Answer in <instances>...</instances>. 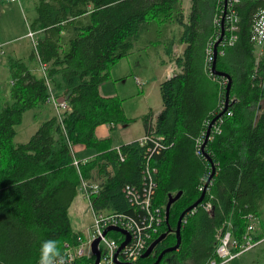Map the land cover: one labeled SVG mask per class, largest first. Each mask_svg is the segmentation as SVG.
<instances>
[{
	"label": "trees",
	"instance_id": "trees-1",
	"mask_svg": "<svg viewBox=\"0 0 264 264\" xmlns=\"http://www.w3.org/2000/svg\"><path fill=\"white\" fill-rule=\"evenodd\" d=\"M229 6L238 16L236 38L227 44L231 31L225 19L223 44H217L214 56L221 35L215 17L221 20ZM262 7L264 0H190L185 13L181 0H33L26 24L36 45L25 59L6 58L10 82L0 104V264L37 263L46 239L56 240L61 253L65 241L75 243L80 231L72 229L68 209L80 175L90 177L96 163L104 173L107 164L113 171L92 197L94 208L135 220L145 215L125 186H142L149 154L152 203L165 207L169 193L182 192L169 207L168 225L164 221L155 237L170 229L136 264L152 263L175 243L178 216L199 197L211 172L205 153L214 173L202 200L183 217L178 248L165 252L157 264L218 261L217 230L227 218L232 236L241 239L244 214H254L260 231L253 239L264 237V55L257 59L254 53L252 29ZM168 25L178 26L179 33L167 36ZM147 31L157 36L152 44L162 40L176 70L159 83L160 111L155 117L151 112L141 117L144 133L154 134L157 144L149 141V151L137 140L119 144L120 160L110 137L97 138L94 129L129 120L121 99L102 95L99 85L109 78L111 65ZM174 44L184 46L179 55H173ZM39 59L46 65L45 75L35 71ZM213 61L231 82L227 107L213 122L202 149L209 121L225 105L228 78L210 73ZM50 93L67 101L61 119L57 113L45 116L26 141H15L23 113L32 110L35 118L34 109L45 106ZM74 144L97 152L93 161L83 164L79 159V173L72 162L77 159ZM208 199L211 207L206 210ZM93 260L94 255L88 258Z\"/></svg>",
	"mask_w": 264,
	"mask_h": 264
},
{
	"label": "rangeland",
	"instance_id": "rangeland-1",
	"mask_svg": "<svg viewBox=\"0 0 264 264\" xmlns=\"http://www.w3.org/2000/svg\"><path fill=\"white\" fill-rule=\"evenodd\" d=\"M181 1L184 7V12L187 13L189 11L190 0H181ZM19 2L18 1L7 2L5 0H0V33L5 32V35L7 36L6 39L9 38L19 39L15 41L17 43H19V41L25 42V48H30V45L31 48H35L34 41H32L33 40L32 37H34L35 34H33L32 36L22 35L23 33L27 32L26 20L28 16L31 15V13L33 12V0H20ZM179 29L180 28L176 25H168L166 27L167 36H169L171 33L178 34ZM19 35L22 36L19 37ZM156 37L157 36L155 35V33L151 31L141 33L135 42V50L132 53L128 54L127 56H124V58H122L121 60H118L116 63L112 64L110 67L109 74L113 80H108L107 82L111 83L114 86L115 90L118 92L117 97L121 99V104L124 110V114L126 117H128L129 120L128 122L132 124L140 125V123L143 122L141 117L144 114L151 112V114L155 117V115L160 111L159 110L157 113H155V111L158 110V107L161 102L160 93L158 91V82L160 80V75L155 74L157 68V64H155V60L158 57L156 55V50L158 48L156 45H153L150 42L151 40H154ZM27 40L30 43L27 42ZM12 45L6 47L9 49V47L11 48ZM7 48H5L6 54H8L7 52H9L7 51ZM180 50H181L180 46L176 45L175 51H180ZM262 55H264V46L262 49ZM10 56L12 55L9 54L4 56L2 55L4 61H6V58ZM37 62H38V68L36 67L35 71L37 73H41L42 75H44L43 72L44 70L42 71L43 68L41 66L42 64L41 60L39 59V61ZM114 66H119L120 67L119 70L121 69L120 72H127L126 75H123L122 77L118 75L119 77L117 79H114L112 77ZM4 68H7V66L4 65L3 68L0 67V85H1L0 95L2 94V92H4L3 90H7L9 87V82H8L9 80L6 73L3 71ZM130 69H133V71H130ZM167 73L170 74L168 75ZM165 74H167L168 77L171 74H173V72L171 73V70L169 69V67H167L165 70ZM135 78L141 79L144 82V85L142 87L138 86L135 82ZM145 94L146 97L148 96L147 100L143 99L144 98L143 95ZM147 104H150V106H152V109L150 108L147 112L146 111L144 112ZM46 105L49 107L51 106L54 113H57L56 109L49 100L47 101ZM31 111L32 110H27L23 113V119L22 122L20 123L23 127H27V129L31 128L33 124V120L31 118ZM211 128L212 126L210 127L208 136L212 131ZM217 129L218 127H215L213 131L215 132L217 131ZM136 130H137V126H134L133 131ZM142 136H144V133L139 137ZM96 154L97 152L95 154L93 153L91 156H87L83 158L77 157V159L78 160L80 159L81 163L82 161H85L84 163H86L96 159L95 158ZM91 169H93L92 172L95 171V175L99 174L100 173L99 163H96ZM77 172L78 173L80 172V167L77 169ZM68 216L72 229L75 231H80L79 234H84L86 227L89 225L91 221L92 211L88 200L84 197L80 188L78 189L77 195L75 196L71 205L69 206ZM257 220L258 222H256V226H258V228L257 230L255 229L254 233L256 231L257 232L260 231L259 218H257ZM220 264H264V237H262L259 240H256V244L252 247V249L248 251H244L241 254H239L237 257Z\"/></svg>",
	"mask_w": 264,
	"mask_h": 264
},
{
	"label": "bare ground",
	"instance_id": "bare-ground-1",
	"mask_svg": "<svg viewBox=\"0 0 264 264\" xmlns=\"http://www.w3.org/2000/svg\"><path fill=\"white\" fill-rule=\"evenodd\" d=\"M226 1V0H225ZM230 1V3L232 4V3H234V2H237L238 0H229ZM226 7V6H225ZM224 8V7H223ZM228 8V12L225 10H223L224 12H223V14H222V18H221V20H220V17L219 16H217L216 15V17H215V22L217 23V24H219L220 23V27H221V35H220V37H218L217 38V40L215 41V43H214V47H213V54H214V56H215V54H216V46H217V44L218 43H222L223 44V42H222V36H223V23H224V20L226 19V29H228V30H230L231 31V34H230V36H229V38H228V40H227V44H231L232 42H233V40L236 38V35H235V33H234V31H236L237 30V28H238V26H237V18H238V16H237V14H236V11H235V9L232 7V6H229V7H227ZM221 11H222V8H221ZM227 12V13H226ZM221 16V15H220ZM220 21V22H219ZM252 29H253V45H254V53H255V55H256V57H257V59L258 58H260L261 57V55H262V49H263V46H264V7H262V8H260L259 9V11H258V14H257V19L255 20V22H254V24L252 25ZM30 31V30H29ZM31 32V35H29V36H32L33 35V32L32 31H30ZM33 38V40L32 41H34V44L36 43L35 42V39H34V37H32ZM36 45V44H35ZM35 51H36V49H35ZM257 61V60H256ZM41 66H42V68L44 69V75H45V69H46V65L44 64V63H42L41 64ZM255 69V71H256V68H254ZM211 70V72L210 73H212V74H214V75H222V76H225V77H227L228 78V81H227V84H226V91H225V105H224V107H223V109L217 114V115H215L210 121H209V123H208V126H207V129H206V132H205V138L203 139V141H201V148L203 149V147H204V145H205V143H206V139H207V137H208V134H209V131H210V127L212 126V124H213V122L215 121V119L220 115V114H222L223 113V111L226 109V107H227V103H228V93H229V88H230V82H231V79H230V77H229V75L227 74V73H225V72H222V71H218V70H216L215 69V61H213L212 62V66H211V69L209 68V71ZM51 95H53V96H55L56 97V95L54 94V93H50V96ZM50 96L48 97V100L50 101ZM59 97H60V95H58ZM62 97V96H61ZM66 100V99H65ZM67 102V101H66ZM66 109V108H65ZM157 137H155L154 136V134H151V133H149V134H145L144 133V136H142V137H138V138H136L135 140H137L138 142H139V144L140 145H146V147H147V151H149V145H148V142L150 141V142H155V145L157 144V142H158V140L156 139ZM152 139H156V140H152ZM128 143V142H127ZM115 147V149L118 151V153H119V159L120 160H122L123 159V156H122V154H121V152H120V150H119V145H117V146H114ZM205 156L207 157V159L211 162V172H210V174H209V176L207 177V179H206V181L204 182V184H203V186H202V191H201V193H200V195H199V197L201 196V194H202V197H201V199L197 202V204L202 200V198H203V196H204V193H205V190H206V188H207V184H208V182H209V180L211 179V177H212V175H213V173H214V165H213V162H212V159H211V157L208 155V154H206L205 153ZM149 157H150V154L148 155V157H147V160L145 161V166H144V170H143V183H142V186L140 187V188H138V187H136V186H129V185H126L125 186V189H127V190H125V192H126V194H128V196L131 198V200L135 203V204H137V205H139L140 206V208H142V209H144V211H145V215H143V216H141L138 220H135L133 217H131V216H128V215H126V214H123V213H120V212H114L116 215H117V218H118V223H116V227H118V228H120V229H122V230H124V231H128V225H130V224H132V223H140L141 221H144L147 225H148V229H150V236L148 237V238H146L145 240H144V247H147L150 243H151V241H153L156 237H155V234L158 232V230H159V227L162 225V223L165 221L166 223H167V225H168V218L166 219L165 218V212H164V210L166 209V204H165V208H164V205L163 206H157V205H155L154 203H152V193H153V187H154V182H153V179H152V176H151V173L153 172V170H154V168H151L150 167V164H149ZM85 161H82V163H84ZM73 163L74 164H76V167L78 168L79 167V160L78 159H74L73 160ZM80 163H81V161H80ZM93 171V169H91V171H90V174H91V176L90 177H84V176H82V175H80V182H79V186H78V189L80 188V185H83V186H86L87 188H88V190L90 191V195H92L91 196V201H92V206H93V196H96L98 193H99V191H100V189H101V183L104 181V179H105V177H106V174L107 173H112V167H111V165L110 164H107L106 165V172L107 173H104V172H102V171H100V173L99 174H97V175H95V171L94 172H92ZM147 177V178H146ZM146 180V181H145ZM199 188L201 189V186H199ZM180 191V194H181V190H178L175 194H171V193H169L168 195H170L171 197H174L178 192ZM180 194L177 196V198L180 196ZM210 197H211V195H209ZM198 197V198H199ZM177 198H175L174 200H176ZM197 198V199H198ZM196 199V200H197ZM173 200V201H174ZM195 200V201H196ZM148 202V205H147V207L145 206V202ZM167 201H168V196H167ZM167 201H166V203H167ZM172 201V202H173ZM194 201V202H195ZM171 202V203H172ZM193 202V203H194ZM171 203H170V205H171ZM192 203V204H193ZM211 202H210V200L208 199V201L207 202H205L204 203V207H205V209L206 210H209L210 209V207H211V204H210ZM192 204H190V205H192ZM197 204H195L192 208H190L189 210H187V211H185L184 212V214H183V216L181 217V221H180V228H181V223H182V221H183V217L185 216V214L187 215V214H189V213H192V210H193V208L197 205ZM170 205H169V207H170ZM189 205V206H190ZM189 206H187V207H189ZM186 207V208H187ZM93 208H94V206H93ZM185 208V209H186ZM184 209V210H185ZM94 210L95 211H100V212H110V211H114V210H110V211H105V210H102V209H100V210H97V209H95L94 208ZM183 210V211H184ZM182 212V211H181ZM168 214H169V208H168ZM181 214V213H180ZM179 217V216H178ZM244 217L246 218V220H247V223H246V227L247 226H249L250 224H251V221H252V218L254 217V223H255V226H256V222H258V220H257V217H256V219H255V215L254 214H251V213H249V214H247V215H245L244 214ZM178 220V219H177ZM230 222V220H229V218H227L226 220H224V222H223V225L221 226V227H219L218 228V230H217V236L220 234V233H222V231H224L225 230V228H227V222ZM176 225H177V223H176ZM108 226H114V225H108ZM107 226V227H108ZM120 226V227H119ZM122 227V228H121ZM246 227H245V229H246ZM106 228V227H105ZM257 228H258V226H256L255 227V229L257 230ZM170 229V227L168 226V229L166 230V231H164V232H166L167 233V231ZM175 229H176V227H175ZM175 229H174V232H175ZM228 229H229V231L231 232V222H230V226L228 227ZM105 230V229H104ZM109 231H114V232H120V231H116V230H107L106 231V233H108L110 236H112L113 235V232H109ZM179 231H180V229H179ZM255 231V230H254ZM104 232V231H103ZM110 233H112V234H110ZM163 233V232H162ZM129 234V233H128ZM161 234V233H160ZM159 234V235H160ZM253 234H254V232L252 233V240L254 241V239H253ZM78 235H81V234H78ZM77 235V236H78ZM158 235V236H159ZM166 235V234H165ZM164 235V236H165ZM175 235H176V233H175ZM243 235V234H242ZM77 236H76V238H77ZM157 236V237H158ZM216 236V237H217ZM112 237H114L116 240H118L120 237H121V239L123 240L124 239V234L122 233V232H120V233H118L117 234V236H112ZM164 238V237H163ZM121 240V241H122ZM120 241V242H121ZM217 246H218V243H219V239H218V237H217ZM67 242H69V241H67ZM159 242V241H158ZM157 242V243H158ZM255 242V244H256V241H254ZM71 243V242H70ZM75 243H76V239H75ZM75 243H72V244H75ZM120 244V243H119ZM254 244V245H255ZM174 245V244H173ZM119 246V245H118ZM117 246V247H118ZM172 246V245H171ZM169 247V246H168ZM64 249V248H63ZM146 249V248H145ZM144 249V250H145ZM216 249H217V247H216ZM63 252V251H62ZM92 252V251H91ZM144 252V251H143ZM142 252V253H143ZM118 254V253H117ZM216 254H217V257L219 258V260L217 261V260H215V259H212V260H214L216 263H218V264H220V263H224L223 261H222V258H220L219 256H221L218 252H216ZM94 254H93V252H92V254H90L87 258H85V259H87V262H89L88 261V258L90 257V256H93ZM119 255H120V252H119ZM142 255V254H141ZM117 256V255H116ZM115 257V256H114ZM141 257V256H140ZM98 258H99V256H98ZM115 260H116V257H115ZM76 261V260H75ZM75 261L74 262H72L73 264H75ZM78 261V263L79 262H81L80 260H77ZM94 261V260H93ZM93 261L91 262L92 264H93ZM117 261V263H119L120 264V262H127V261H118V260H116ZM77 263V262H76ZM77 263V264H78ZM130 263H132V262H130ZM69 264H71V263H69ZM134 264H136L135 262H134ZM209 264H214V262L213 261H209Z\"/></svg>",
	"mask_w": 264,
	"mask_h": 264
},
{
	"label": "built area",
	"instance_id": "built-area-1",
	"mask_svg": "<svg viewBox=\"0 0 264 264\" xmlns=\"http://www.w3.org/2000/svg\"><path fill=\"white\" fill-rule=\"evenodd\" d=\"M7 2H15L19 0H5ZM26 35H31L29 29L26 32ZM44 69H42L43 71ZM138 84H141V80L139 78H135ZM50 102L54 106L57 111L58 117L61 119L62 111L67 107V102L63 97H55L53 95L50 96ZM80 190L84 197L88 200L89 205L92 211V218L89 225L86 227L84 234L78 235L76 238V243L72 244L70 242H64V249L61 253L67 262V264L74 262L75 260H80L78 264H92L91 262H87V258L91 252V243L94 239L98 238V242L96 244V249L99 251V258L96 264H118L114 259V254L122 240L121 237L116 240L114 237L110 236L108 233H104L105 227L108 225L117 226L118 223L117 215L114 213L115 211L110 212H100L95 211L92 208V201L90 191L86 186L80 185ZM148 202H145V206L147 207ZM230 226V222H227V228H225L222 233H220L217 237L219 239V243L216 249L222 258L223 262L229 261L244 251L250 250L255 242L252 240V233L255 230L254 217L252 218L251 224L246 227L242 238L237 239L232 236L228 227ZM130 236L128 242L119 250L116 256V260L118 261H127V262H136L141 256L142 252L146 247H144V240L150 236V232L148 231V225L141 221L140 223H132L128 225V231ZM216 263L214 260H211ZM37 264V263H35Z\"/></svg>",
	"mask_w": 264,
	"mask_h": 264
},
{
	"label": "crops",
	"instance_id": "crops-1",
	"mask_svg": "<svg viewBox=\"0 0 264 264\" xmlns=\"http://www.w3.org/2000/svg\"><path fill=\"white\" fill-rule=\"evenodd\" d=\"M22 35L24 36V35H26V33H23ZM22 35H19V37ZM6 38H7V36L5 35V32L0 33V67H2V68L4 67V65L7 66V62L3 60L2 55L4 56V55L9 54V55H12L11 57H13V58L25 59L28 56L29 50L31 48V45H30V48H25V42H23V41H19V43L15 42L19 39H15V38L6 39ZM27 42H29V41L27 40ZM10 45H12V47L11 48L9 47V49H8L6 46H10ZM153 45H156L158 48L156 50V55L158 57L155 60V64H157L155 74L160 75V80L158 82V91H159V83L167 77V74L168 75L170 74V73L165 74L166 68L169 67V69L171 70V73H172L176 70V66H175L174 62L172 60H169L168 56L164 53L162 40H160L159 42H157ZM176 45L180 46V49H181L180 51H175ZM4 47L7 48V51H9V52H7L8 54H6V49ZM183 47H184L183 44H174L172 47L173 55H179L182 52ZM134 50H135V44L128 54L132 53ZM127 55H125V56H127ZM122 58H124V57H122ZM122 58H120L119 60H121ZM119 68H120L119 66H114L113 75H112V77L114 79H117L119 77L118 75H120V77H122L123 75H126V73H127V72H120L121 69L119 70ZM3 71L6 73V75L8 77V80H9L8 82H10L8 66H7V68H4ZM130 71H133V69H130ZM108 80H113L110 77V74H109V78L107 80H105L106 82L103 81L102 83H100V85H99L100 93L102 95H118V92L115 90L114 86L111 83L107 82ZM135 82H136V80H135ZM141 82H142L141 84H138L137 82H136V84L138 86L142 87L144 85V82L142 80H141ZM0 89H1V85H0ZM3 91L4 92H2V94L0 95V104L3 102V100L8 95V89L3 90ZM143 96H144L143 99H145V100L148 99V96L146 97V94ZM150 108L152 109V106H150V104H147L144 112L145 111L147 112ZM160 108H161V102H160V105L158 107V110H156L155 113H157L160 110ZM51 110H52V107L51 106L49 107L47 105H45L41 108L34 109L35 118H32L33 111H31V118L33 120L32 127L27 129V127H23L21 124L18 125L16 127V135L14 137V140L17 142L26 141L30 137V135L33 134V132L36 130L39 121L43 117L50 116L54 113V111L53 110L51 111ZM31 118H30V120H31ZM134 126H137L136 131H133ZM143 133H144L143 122H141L140 125L127 122V123L117 124L116 126H113V125L107 124V123H102V124L97 125L94 129V134L97 138L110 137V139L112 141V143H111L112 146H116L119 144H123V143L133 141L136 138H138L139 136H141ZM73 151L75 152L76 156L79 158L91 156L93 153L94 154L96 153V150L86 148L83 144H74L73 145Z\"/></svg>",
	"mask_w": 264,
	"mask_h": 264
},
{
	"label": "water",
	"instance_id": "water-1",
	"mask_svg": "<svg viewBox=\"0 0 264 264\" xmlns=\"http://www.w3.org/2000/svg\"><path fill=\"white\" fill-rule=\"evenodd\" d=\"M180 194V191L174 196V197H171L170 195H168V201L166 203V209H165V218L167 219L168 218V208H169V205L170 203L175 199L177 198V196ZM202 197V194L201 196L192 204L190 205L189 207H187L184 211L181 212V214L179 215L178 217V220H177V225H176V229H175V233H176V241L174 243V245L172 246H169V247H166L164 249H162L158 255L156 256L155 260L150 263V264H157L161 257L163 256V254L167 251H171V250H175L178 248L179 244H180V221H181V217L183 216L184 212L189 210L190 208H192L195 204H197V202L201 199ZM110 229H113V230H118L120 232H122L124 234V239L120 242L119 246L117 247L116 251H115V254L114 256L116 257L117 253L119 252V250L127 243V241L129 240V234L128 232L116 227V226H108L105 228L104 232H106L107 230H110ZM166 234V232H163L161 233L158 237H156L153 241H151V243L146 247V249L144 250V252L142 253L141 257H145L147 256L151 250L153 249V247L155 246V244L160 241L164 235ZM98 242V238L94 239L91 243V250L94 254V262L93 264H96L97 261H98V256H99V251L96 249V244ZM73 264V263H71ZM120 264H134V263H130V262H120Z\"/></svg>",
	"mask_w": 264,
	"mask_h": 264
},
{
	"label": "clouds",
	"instance_id": "clouds-1",
	"mask_svg": "<svg viewBox=\"0 0 264 264\" xmlns=\"http://www.w3.org/2000/svg\"><path fill=\"white\" fill-rule=\"evenodd\" d=\"M37 264H67L56 240L46 239L41 242Z\"/></svg>",
	"mask_w": 264,
	"mask_h": 264
}]
</instances>
